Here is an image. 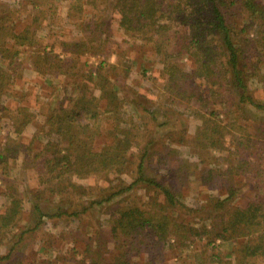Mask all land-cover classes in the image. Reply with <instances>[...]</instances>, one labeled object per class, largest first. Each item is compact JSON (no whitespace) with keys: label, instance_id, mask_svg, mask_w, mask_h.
Segmentation results:
<instances>
[{"label":"trees","instance_id":"obj_1","mask_svg":"<svg viewBox=\"0 0 264 264\" xmlns=\"http://www.w3.org/2000/svg\"><path fill=\"white\" fill-rule=\"evenodd\" d=\"M56 1L29 0L33 8L24 22L21 16L26 8L21 12L0 0V54L8 59L9 68L15 64L22 68L26 61L21 56L26 51L39 72L45 75L54 70L67 79L52 82L49 91L40 88L34 105L21 103L9 111L18 136H8L0 146V179L9 200L0 212V244L11 242L0 262L10 258L45 217L81 219L118 195L125 194L124 199L137 186L149 191L151 200L141 197L118 208L112 230L123 250L114 264H131L128 257L132 252L149 247L150 242L140 236L145 231L165 241L169 236L189 239L208 230L210 242L216 238L239 241L236 258L240 264L244 259L264 257V100L254 95L250 83L255 78L264 83V0H73L66 15L54 8ZM111 7L131 39H145V46L162 54L165 90L171 101L199 102L195 114L202 122L194 142L201 163L182 159L179 148L170 143H185V130L162 135L149 125V132H141L133 125V117L130 121L124 117L126 99L119 93L117 74L127 73L131 64L103 58L91 66L85 59L86 54L111 52L106 44L109 26L103 29L107 21L98 19ZM66 17L89 33L68 39L51 38L50 33V38L40 36L42 29H52L55 18ZM166 19L180 20L188 29L174 40L170 38V47L165 46L169 38ZM58 43L60 50L56 51ZM11 77L10 70L0 66V96L10 92ZM143 110L158 127L169 123L160 119L159 111ZM40 113L44 120L37 123L29 142L22 141L23 132ZM125 121L130 124L123 125ZM163 137L169 141L165 155L154 147ZM136 147L139 154L135 159ZM214 150L224 160L220 166L212 164L217 156ZM29 151H35L31 158ZM21 153L26 154L23 168L38 165L39 159L42 163L38 166L39 185L30 190L34 224L12 232L25 213L23 192L17 177H12ZM156 153L157 163L165 170L156 169L159 176L147 172ZM252 172L257 179L246 194L243 188ZM129 173L131 182L123 177ZM192 174L204 187L221 191L217 198L208 196L209 204L202 205L203 209L211 205V214L221 209L218 218L210 216L211 228L178 219L181 209L190 210L183 197ZM92 176L103 178L104 183L78 182ZM167 176H173L171 183L164 180ZM239 176L245 181L237 180ZM242 196L246 202L231 204Z\"/></svg>","mask_w":264,"mask_h":264},{"label":"rangeland","instance_id":"obj_2","mask_svg":"<svg viewBox=\"0 0 264 264\" xmlns=\"http://www.w3.org/2000/svg\"><path fill=\"white\" fill-rule=\"evenodd\" d=\"M2 1L10 4L16 10H21V12L26 8V10L24 9L25 15L22 14L21 19L24 22L30 19L29 15H26L33 8L29 0ZM72 1L57 0L54 8L58 10V13L62 11V14L66 15L68 4ZM106 12L105 15L103 13L102 17L100 16L98 19L101 22L107 21V25H104L103 29L109 26L110 38L106 44L110 47L111 52L98 55L86 54L87 58L85 59H87L88 64L94 66L103 58H108L112 62H127L131 64V68L127 73L119 71L117 74L119 93L126 99L123 107L124 117L127 119L133 117L135 119L133 125L139 128L141 132H149V125L154 126L156 131L160 130L162 135L167 132L185 130L187 137L185 143H170L172 146L179 148L182 159H188L193 163H201L200 152L195 148L196 142H194V137L202 122V119L198 118L197 114H195L200 107L199 102L181 103L171 101L165 90L166 75L163 73L162 54H158L151 47L145 46L142 42L145 39L137 41L131 39L124 32L123 28L119 26V14L112 7ZM166 21L169 24V31L167 32L169 38H167L165 46L170 47V38L174 40L177 36L188 32V29L180 20L166 19ZM54 22L52 29L50 30V27L45 30L42 29L39 33L40 36L44 38L50 33L52 34L51 38L68 39L83 36L84 32L86 34L89 33L74 25L72 20L70 21L67 17L63 19L55 18ZM148 44L149 46L151 45V43ZM55 50H60L59 43L55 46ZM22 55L21 58L26 61L23 67L21 68L19 64H15L12 68H9L8 59L4 60L0 54V66L10 70L12 74L10 82L14 81L10 86V92L0 96V146L5 144L8 136H18L13 132V126L8 117L9 111L15 110L21 103L34 105L40 88H43L44 91H49L52 82L64 83L67 81L63 75L60 76L54 70L45 75L41 71L39 72L33 64V60L29 58L30 52L25 51ZM187 60L188 58L184 59L185 62ZM187 68L189 69V67ZM250 83L254 95L264 100V83L259 78L251 80ZM43 84H48V86L43 87ZM24 91L28 94H23ZM133 99L138 100L136 104L132 102ZM139 102L142 104L140 105ZM145 107L159 111L160 119H163L162 121L168 119L169 123L158 127L154 124L155 122H151V119L147 117L143 110ZM256 112L253 111V116H258ZM42 120H44V115L40 113L35 122H32L23 132L22 141L29 142L37 129V123H40ZM125 124L129 125L130 122L127 123L125 121L123 125ZM160 136H156V138L159 139ZM166 143H169V141L164 140V137L161 142L157 141L154 144L156 151L165 155ZM37 144L38 141L35 145ZM40 146L41 143L38 144L39 149ZM29 152L27 155L31 158L35 151ZM133 152L136 159L139 154L138 148L136 147ZM214 154L217 156L211 160L212 164L214 166L223 164L224 160L219 158L221 155L220 151L214 150ZM23 156H26V154L21 153L19 159L15 162L16 165L12 169V177L15 179L17 177L20 189L23 192L25 213L21 221H19L18 229L15 228L12 232H19L23 227L28 228L34 224V216L31 215L32 203L29 199L32 194L30 190L39 185L38 166H40L42 161L39 159L38 165L31 163L28 168H23ZM158 156L159 153L153 156L151 166H147V172L155 173L159 176L156 169L159 172H164L165 170L157 163ZM123 177L128 182H131L133 178L130 173L124 174ZM172 178L173 176H167L164 177V180L171 183ZM241 178L245 181V177L243 176H239L237 180ZM247 178V181L250 180L249 184L243 188L246 194L252 190L257 179L254 172L248 174ZM78 182L95 186L104 183V180L103 178L92 176ZM2 185L4 184L0 179V212L9 203ZM185 188L187 189L183 202L189 206L190 210L181 209L179 213L177 212L179 214L178 219L184 220L187 223L191 222L200 228H203V224L211 228L210 216L218 218L217 214L220 213L221 209H217L214 212L211 211V214L209 210L211 205L208 206V209H203L202 205L204 203L209 204L208 196H215L217 198L221 194V191L216 188L204 187L199 177L194 174L191 175L190 181H187ZM124 195H118L110 202L97 206V208L93 209L92 213L90 211L81 219L75 216L45 217V221L40 227L36 231L26 235L25 239L17 246L15 252L12 253V256L2 260L0 264H114L113 262L116 261L117 257L119 255L122 256L123 250L116 243L112 230L118 208L124 206L125 202L133 201L134 199L141 200V197L144 200H151L149 191L145 190L142 186H137L128 193L127 197L121 200ZM242 197L233 200L231 204H237L242 200V203L246 202V198L243 197L242 199ZM49 204L46 203L45 205ZM207 232L208 230L185 240L169 236L165 241H160L154 233L149 234L148 231H145L140 236L145 237L150 242L149 247L141 253L136 252V250L131 254L129 253L128 258L131 259V264H240L236 258L238 255L237 249L240 245L238 240L216 238L210 242ZM212 238L211 235L210 239ZM10 244L11 242L8 241L0 244V255L8 253V246ZM243 263L264 264V257L260 259H244Z\"/></svg>","mask_w":264,"mask_h":264}]
</instances>
